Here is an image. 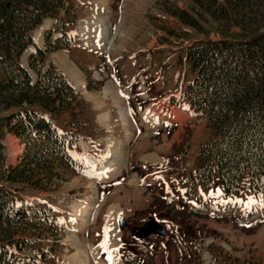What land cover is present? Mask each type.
Listing matches in <instances>:
<instances>
[{
    "label": "rangeland",
    "instance_id": "rangeland-1",
    "mask_svg": "<svg viewBox=\"0 0 264 264\" xmlns=\"http://www.w3.org/2000/svg\"><path fill=\"white\" fill-rule=\"evenodd\" d=\"M103 1L104 6L99 9L96 0H77V18L74 26L69 28L73 31L70 47L47 54L48 61H53L66 72L88 101L77 112L62 115L61 124L72 125L81 134L96 136L103 150L94 149V153L101 155L103 152V159L88 158L91 180L85 173L76 175L68 172L48 191L26 184L17 185L20 196L35 203H50L53 213L62 216L58 227H46L48 233L40 230L46 237L39 238L38 245L47 251L52 250L45 261L47 264H64L66 259L73 262L85 250L91 264L108 262V253L107 260L105 250L100 248L103 241L100 247L97 244L107 228L116 235V247L120 244V233L126 242L131 243V251L124 255L128 264H209L215 256L226 254L240 259L241 264H264V192L260 190L261 194L257 195L243 189L237 196L227 197L221 193L219 184L203 188L193 181L196 155L210 138V130L204 116L187 112L189 107L180 94L186 80L191 78L183 52L191 41L200 40L205 34L183 24L172 14L178 7L190 10L192 0ZM98 10L114 35L115 41L109 49L94 45V38L87 39L94 35L92 27L95 33L98 28L94 21ZM45 20L43 27H36L33 31L42 47L47 45V32L53 31L55 22L53 18ZM58 35L53 33L52 40ZM209 36L216 38L217 33L211 30ZM32 50L33 47L28 48L22 57L27 66ZM114 66L121 71L118 75L120 84L126 86L121 89L128 88L131 83L127 76L141 72L137 78L139 81H136L135 99L138 94L147 102L162 100L165 96L170 100L166 99L167 105L176 108L171 98L181 97L180 115L176 113L170 128L160 132L143 128L140 134L135 131L133 122L126 118L128 102L122 101L117 91L120 86ZM87 75L92 80V93H87L83 87L84 81L85 86L88 82ZM129 93L131 100L134 99L133 93ZM104 110L107 113L98 114ZM104 115L107 121H99V118L104 119ZM5 137L3 151L8 162L16 165L24 153V144L17 136L8 134ZM110 140L116 142L114 148L109 146ZM71 150L77 158H82L79 148L73 146ZM104 159L106 163L115 165L116 170L109 177L117 175L114 176L115 185L112 181L105 185V194L101 195L102 188H97L95 183L100 179L95 180V177H108L97 174L96 170L102 166L108 170L106 173L111 172L103 165ZM161 161L163 163H159ZM104 170L100 173H105ZM150 170L155 174L152 185H149L150 179L142 177ZM119 176L123 179L117 184ZM186 181L189 185L193 182V195L184 192ZM200 192L203 193L202 201L195 197ZM183 199H187L184 201L188 206L184 205ZM260 203L263 208L257 210ZM81 209H86L88 221L75 230L82 221L74 210ZM197 210H203V216L195 214ZM254 210L257 211L252 215ZM112 212V220L108 224L107 215ZM122 214L129 222L123 231L118 222ZM152 216H157L167 226L169 234L166 237L152 236L148 241L136 239L131 226L143 225ZM257 217L263 219H255ZM74 221L78 223L74 225ZM194 227L199 233H195ZM187 233L191 234V248L186 247ZM95 251L100 253V259L107 261L99 262L97 256L95 259Z\"/></svg>",
    "mask_w": 264,
    "mask_h": 264
},
{
    "label": "trees",
    "instance_id": "trees-1",
    "mask_svg": "<svg viewBox=\"0 0 264 264\" xmlns=\"http://www.w3.org/2000/svg\"><path fill=\"white\" fill-rule=\"evenodd\" d=\"M76 1L0 0V264H45L41 259L48 251L38 239L46 236L40 230L54 229L57 221L43 206L20 204L17 185L48 191L64 174L76 173L68 147L78 136L60 132L57 124L84 101L47 57L49 51L69 48ZM192 3L190 10L178 7L172 14L205 34L183 52L192 75L184 99L210 130L196 155L193 181L216 182L228 195L245 184L264 191V0ZM47 17L55 19L54 30L61 35L53 42L52 31L47 32V48L36 46L28 57L30 72L21 57L37 45L33 31ZM211 30L216 38L209 36ZM91 84L88 79L90 89ZM8 134L24 144L16 165L3 151ZM209 264L241 261L226 254Z\"/></svg>",
    "mask_w": 264,
    "mask_h": 264
},
{
    "label": "bare ground",
    "instance_id": "bare-ground-1",
    "mask_svg": "<svg viewBox=\"0 0 264 264\" xmlns=\"http://www.w3.org/2000/svg\"><path fill=\"white\" fill-rule=\"evenodd\" d=\"M96 3L98 4V8L99 9H101V7L103 8V6H104V4H105V1H103V0H96ZM49 19V18H48ZM46 21V20H45ZM44 21V22H45ZM94 21H96V23L98 24V28H97V30H96V33H95V31H94V27H92V31L91 32H94V35L93 36H88L87 37V39L88 38H94V40H93V43H94V45H96V46H103V47H106V48H110V47H112L113 46V43H114V41H115V39H114V35H112L111 34V31H110V25L109 24H107V21L106 20H104V16L103 15H100V11L98 10L97 11V14H95V19H94ZM43 22V23H44ZM43 25V24H42ZM41 25V26H42ZM43 27V26H42ZM78 31V30H77ZM62 63L66 66L67 64H65L66 63V61H62ZM74 83V82H73ZM75 84V83H74ZM116 145V142H114L113 140H110V143H109V146H113V148H114V146ZM106 154H108V153H106ZM111 157V155L108 157V158H110ZM91 158V157H90ZM107 158V159H108ZM91 159H93V158H91ZM95 159V158H94ZM93 159V160H94ZM95 160H97V159H95ZM88 161V160H87ZM103 165H106L107 167H108V169H109V172H110V174H108V173H106V171H108V170H104L103 169V167L101 166V168L100 167H98L97 169L98 170H96L97 171V174L99 173V174H101V176H105V177H109L110 175H111V173L112 172H114L116 169L114 168L115 167V165H114V163L113 162H108V163H106L105 162V159L103 160ZM88 164V166H89V163H87ZM90 169H91V167H90ZM100 169H102V170H104V172L105 173H100V172H102V170H100ZM91 174H92V171H91ZM90 174V175H91ZM77 211H78V213H79V215H78V213H77ZM74 210V212L76 213V217H80V220L82 221V223L78 226V228L76 227L75 228V230L76 229H79V227H81L83 224H84V221H88V218L86 219V217H85V212H86V209H81V210ZM81 214V215H80ZM112 214H113V212L112 213H109L108 215H107V221L106 222H108V224H109V222L112 220ZM73 217V216H72ZM71 217V218H72ZM78 223V221H74L73 222V224L74 225H76ZM73 226V225H72ZM68 229V228H67ZM106 229V228H105ZM68 231V230H67ZM105 236V235H104ZM102 241H103V243L105 242V237L102 239ZM101 241V242H102ZM100 242V243H101ZM118 240H117V238H116V235H115V233L114 232H111V230H109L108 232H107V247L105 248V247H102L101 246V248L103 249V250H105V252L106 253H108V259H109V261L108 262H101V264H124V263H122L123 261H121V259H120V257H119V254H118V251H117V248L118 247H116V245H118ZM99 243V244H100ZM120 243V242H119ZM90 247H92V246H90ZM94 247V246H93ZM114 247H116L115 249H114ZM93 256H94V258L96 259V257L95 256H97V258H98V260H99V262H100V260H102V261H104L103 259H99V257H98V253L95 251L94 253H93ZM90 257H89V254L87 253V251H85V250H82V252H80L79 253V255H77L76 256V258H75V261H73L72 262V260H68V259H66V262L64 263V264H91L90 262V259H89ZM107 259V260H108ZM68 261V262H67Z\"/></svg>",
    "mask_w": 264,
    "mask_h": 264
},
{
    "label": "water",
    "instance_id": "water-1",
    "mask_svg": "<svg viewBox=\"0 0 264 264\" xmlns=\"http://www.w3.org/2000/svg\"><path fill=\"white\" fill-rule=\"evenodd\" d=\"M126 221L123 217H121L120 220V226L123 228L126 225ZM134 232L138 237H144L149 234H158V235H165L166 230L164 226H162L160 223H158L154 218L151 220H148L143 226L139 228H134Z\"/></svg>",
    "mask_w": 264,
    "mask_h": 264
},
{
    "label": "snow or ice",
    "instance_id": "snow-or-ice-1",
    "mask_svg": "<svg viewBox=\"0 0 264 264\" xmlns=\"http://www.w3.org/2000/svg\"><path fill=\"white\" fill-rule=\"evenodd\" d=\"M110 229H105V242H104V244L102 245V247H107V232L109 231Z\"/></svg>",
    "mask_w": 264,
    "mask_h": 264
},
{
    "label": "crops",
    "instance_id": "crops-1",
    "mask_svg": "<svg viewBox=\"0 0 264 264\" xmlns=\"http://www.w3.org/2000/svg\"><path fill=\"white\" fill-rule=\"evenodd\" d=\"M100 117V116H99ZM102 120V119H101Z\"/></svg>",
    "mask_w": 264,
    "mask_h": 264
}]
</instances>
